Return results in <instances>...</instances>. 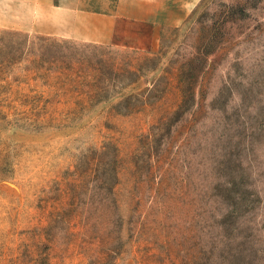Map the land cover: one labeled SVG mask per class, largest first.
<instances>
[{"label": "rangeland", "instance_id": "374dc122", "mask_svg": "<svg viewBox=\"0 0 264 264\" xmlns=\"http://www.w3.org/2000/svg\"><path fill=\"white\" fill-rule=\"evenodd\" d=\"M166 20L130 46L0 29V264H264V0ZM112 61L140 81L100 104Z\"/></svg>", "mask_w": 264, "mask_h": 264}, {"label": "crops", "instance_id": "0c3cea01", "mask_svg": "<svg viewBox=\"0 0 264 264\" xmlns=\"http://www.w3.org/2000/svg\"><path fill=\"white\" fill-rule=\"evenodd\" d=\"M170 8L176 0H0V29L105 46L155 44ZM128 29L152 34L129 38Z\"/></svg>", "mask_w": 264, "mask_h": 264}, {"label": "trees", "instance_id": "16d2710c", "mask_svg": "<svg viewBox=\"0 0 264 264\" xmlns=\"http://www.w3.org/2000/svg\"><path fill=\"white\" fill-rule=\"evenodd\" d=\"M98 66L94 67V71L97 73L96 77L94 79V83L92 85L86 84V87L90 89H94L97 92H103L107 90H112L114 93L111 98H105L104 100L100 101L101 103H107L111 99L115 97H123V92L127 89L133 87L136 85L140 80L133 81L131 78L139 72V70H135L131 64L127 62H120V61H112L106 64L98 63ZM91 69V65L89 66L87 64H84V69L87 71V69ZM99 78V79H98ZM129 80V82H127ZM119 106L124 108H130V106H133L132 111H134L132 114L140 113L142 110L145 109L147 106H140L137 108V105H133L132 102L127 101L124 99L123 101L119 102L116 107L119 108ZM179 107V106H178ZM117 108H113V111L117 113ZM139 110V111H137ZM118 115H121L120 113H117ZM124 116V115H121ZM127 116V115H125Z\"/></svg>", "mask_w": 264, "mask_h": 264}]
</instances>
